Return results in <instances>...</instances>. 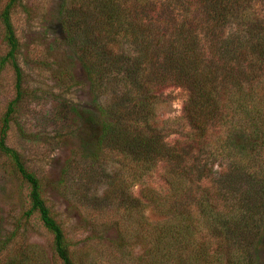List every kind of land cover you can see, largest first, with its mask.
Instances as JSON below:
<instances>
[{"label": "trees", "instance_id": "16d2710c", "mask_svg": "<svg viewBox=\"0 0 264 264\" xmlns=\"http://www.w3.org/2000/svg\"><path fill=\"white\" fill-rule=\"evenodd\" d=\"M16 8H24L20 0H7L0 10L6 46L0 65L10 67L15 91L0 120V155L9 175L27 188L21 194L19 187L22 217L36 215L51 236L52 264H75L61 223L46 205L44 184L5 145L22 93L20 45L10 20ZM55 17L90 90L104 89L116 99L90 120V151L79 153L87 166L70 172L77 210L116 215L101 228L113 231L118 250L140 246L138 264H256L264 248V158L250 168L232 155L238 144L216 137L201 143L193 151L195 162L185 166L193 145L167 144L153 120L158 88L173 85L186 92L182 115L193 132L186 137L191 143L212 137L209 131L220 118L222 135L236 131L234 119L226 115L235 118L240 95L258 86L264 70V0H63ZM201 156L223 161L216 178H209L211 168L199 163ZM159 162L165 165L166 193L142 183ZM105 163L118 165L120 180H111L106 186L112 189L89 200V178L97 182L101 173L95 167ZM127 178L138 183L139 198L130 194ZM208 178L210 186L197 183ZM110 198L115 212H100L96 203L110 206L105 202ZM144 203L163 220L145 221Z\"/></svg>", "mask_w": 264, "mask_h": 264}, {"label": "rangeland", "instance_id": "374dc122", "mask_svg": "<svg viewBox=\"0 0 264 264\" xmlns=\"http://www.w3.org/2000/svg\"><path fill=\"white\" fill-rule=\"evenodd\" d=\"M6 1L0 0V10ZM62 1L20 0L24 8H16L10 16L20 45L16 60L22 73V93L8 124L5 145L15 150L25 168L44 184L46 205L61 223L75 264H138L140 246L129 245L118 250L112 243L115 239L113 231L101 228L116 215L94 212L89 216L86 210L76 208V186L70 172L73 167L83 170L87 166L79 153L90 151L94 135L90 120L95 119L99 109L116 99L104 89L99 92L90 90L78 61L72 55V47L57 26L55 15ZM5 52L0 29V58ZM259 80L257 87L245 90V96L240 95L238 102L242 107L238 109L237 106L235 118L231 112L226 115L234 119L236 131L222 135L220 118L212 125L214 129L209 131L212 137L206 136L204 141L199 139L196 145L191 143L186 137L193 136V132L182 115L186 92L173 85H164L157 90L160 102L155 105L154 126L163 130L167 144L193 145L186 148L190 147L183 160L185 166L195 162L196 151H193L201 143L220 137L222 141L226 138L227 142L238 144V148L232 149V155L255 168L261 164L259 159L264 158V70ZM13 83L10 67L0 65V120L8 102L14 97ZM227 133L229 137L225 135ZM239 144L245 146V152ZM212 159L201 156L199 163L211 168L209 178L214 179L224 163L218 156L213 162ZM7 167L6 158L0 155V240L4 239L0 245V264H52L51 236L36 215L27 220L22 217L25 205L19 199V187L21 194H26L27 188L20 186L17 177L9 175ZM118 168L114 163L95 167L101 177L97 182L89 178L92 184L90 182L87 186L90 188L85 189L87 198L93 195L100 197L112 189V185L107 188L106 184L111 180L119 182L121 171ZM164 168V162H159L142 183L166 193ZM65 169L67 172L62 176ZM209 178L200 179L197 183L210 186ZM82 184L80 188L84 186ZM126 184L130 194L139 198L138 183H131L127 178ZM105 202L110 206L96 203L97 206L101 204L98 207L102 210L100 212H115V202L111 198ZM187 209L196 212L193 205H188ZM141 213L149 223L163 220L147 203H144ZM262 240L264 242V234ZM256 259V264H264V248L259 250Z\"/></svg>", "mask_w": 264, "mask_h": 264}]
</instances>
